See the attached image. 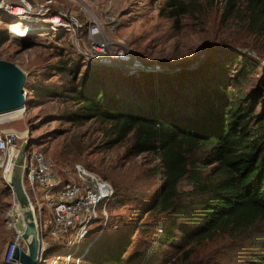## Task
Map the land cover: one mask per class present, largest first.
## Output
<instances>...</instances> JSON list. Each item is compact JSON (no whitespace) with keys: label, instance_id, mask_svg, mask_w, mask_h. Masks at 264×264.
I'll list each match as a JSON object with an SVG mask.
<instances>
[{"label":"rangeland","instance_id":"374dc122","mask_svg":"<svg viewBox=\"0 0 264 264\" xmlns=\"http://www.w3.org/2000/svg\"><path fill=\"white\" fill-rule=\"evenodd\" d=\"M180 1L185 8L175 19L167 15L166 0H71L69 6L62 8H72L80 17L83 9L98 15L104 12L116 27L114 39H123V45L130 48L137 59L160 66V72L150 74L152 80L144 81L145 88H140L138 83H126L127 74L118 78L107 74L104 82L109 95L127 103L131 102L129 97H133L142 104L150 92L175 109L179 101L187 100V104L193 100L190 95L196 89L210 92L216 85L227 83V90L233 95L257 97L252 102V111L258 116L264 102L261 99L264 95V31L257 32L250 24L248 1ZM2 43L0 60L13 63L24 73L27 92L22 120L7 127L28 130L31 137L28 152L32 149L45 152L58 169L81 164L113 185L115 199L108 205V222L98 242L111 240L118 231L130 232L132 226V245L127 254L136 246L144 250L145 244L158 241L160 236L153 226L160 217L155 213L146 214L144 207L163 181L159 155H134L132 135L115 142L116 127L111 123L98 119L76 123L67 119L79 111L80 105L72 99V89L79 86L90 66L83 64L61 37H36L25 44ZM251 62L256 66L252 67ZM241 68L243 73L238 72ZM74 69L77 70L75 79L72 78ZM237 73L241 74L236 81L239 88L232 79ZM142 74L147 73L138 72L131 77ZM186 104L183 109L193 106ZM191 190L187 179L180 182L181 194ZM195 196L188 195L185 199L194 200ZM16 206L11 189L0 185V264L11 236L7 215ZM99 224L92 227L94 232ZM263 247L262 239L255 242L220 236L211 241L186 243L177 237L173 245L161 244L153 261L155 264H243L253 255H264ZM61 254L50 251L44 264H52Z\"/></svg>","mask_w":264,"mask_h":264},{"label":"trees","instance_id":"16d2710c","mask_svg":"<svg viewBox=\"0 0 264 264\" xmlns=\"http://www.w3.org/2000/svg\"><path fill=\"white\" fill-rule=\"evenodd\" d=\"M247 1L250 24L255 31H264V0ZM166 4L167 15L173 19L185 8L180 0H166ZM7 39L8 34L0 30V46ZM13 41L22 43L19 38ZM88 68L79 86L72 89V99L80 105L79 111L67 119L76 123L93 119L111 123L116 127L115 142L131 134L134 155H159L163 181L144 207L146 214L160 217L153 226L159 240L145 244L144 250L136 246L127 254L133 226L130 232L118 231L109 241L98 242L102 233L98 238L92 233L84 242L83 246L91 241L92 244L81 264H155L153 259L161 244L173 245L177 237L186 243L211 241L220 236L264 240V102L263 110L256 116L252 102L257 97L233 95L226 83L216 85L210 92L196 89L190 95L193 100L187 104V100L179 101L175 109L150 95V90L142 104L133 97L127 103L109 95L104 82L107 74L114 78L126 74L111 68ZM76 71H72L73 79ZM243 71L241 68L238 72ZM240 73L232 78L237 88ZM150 74L128 76L125 81L145 88L144 81L153 78ZM185 104L193 106L188 105L186 110ZM184 179L190 182L192 190L181 194L178 186ZM188 195L196 196L194 200L185 199ZM243 264H264V255H253Z\"/></svg>","mask_w":264,"mask_h":264},{"label":"built area","instance_id":"2783aa9c","mask_svg":"<svg viewBox=\"0 0 264 264\" xmlns=\"http://www.w3.org/2000/svg\"><path fill=\"white\" fill-rule=\"evenodd\" d=\"M71 0H0V30L8 34L7 42L16 38L13 29H31L27 40L36 37H61L83 64L92 67H111L128 76L158 73L159 65L146 64L137 59L123 39L115 38L116 27L104 16L82 10V17L70 5ZM17 14H14V11ZM112 19V18H111ZM22 41V37L19 38ZM27 92L24 89V98ZM26 105V103H25ZM13 119L0 120V185L9 186L10 174L25 141H30L28 130L7 127L21 121L25 107ZM17 112V111H16ZM27 149L22 184L29 198L38 231V261L44 264L50 251L62 252L52 264H81L92 241L81 246L93 234H100L108 221V205L113 201V185L99 174L81 164L58 169L43 151ZM7 215L9 242L2 253V264H20L14 259L17 250L26 245L15 231ZM99 224L94 232L93 226ZM83 250V251H82Z\"/></svg>","mask_w":264,"mask_h":264},{"label":"water","instance_id":"95a60500","mask_svg":"<svg viewBox=\"0 0 264 264\" xmlns=\"http://www.w3.org/2000/svg\"><path fill=\"white\" fill-rule=\"evenodd\" d=\"M23 44L26 39L22 38ZM24 73L13 63L0 60V116L19 111L25 107ZM30 141L22 143L14 161L9 187L16 201V209L11 212L10 221L15 231L26 245V250H17L14 259L20 264H40L38 231L29 198L23 188L22 175Z\"/></svg>","mask_w":264,"mask_h":264},{"label":"bare ground","instance_id":"6f19581e","mask_svg":"<svg viewBox=\"0 0 264 264\" xmlns=\"http://www.w3.org/2000/svg\"><path fill=\"white\" fill-rule=\"evenodd\" d=\"M14 14H17V11L15 10L14 11ZM31 31V29H27L25 31H22V30H17L16 28L13 29L11 32L12 34L16 37V38H23L24 36H26L29 32ZM20 114V111H17V112H13V113H9V114H5V115H2L0 116V120H3V119H13L15 116H18Z\"/></svg>","mask_w":264,"mask_h":264}]
</instances>
